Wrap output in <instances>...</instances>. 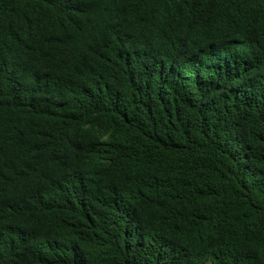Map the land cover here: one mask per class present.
I'll return each mask as SVG.
<instances>
[{"label": "trees", "instance_id": "trees-1", "mask_svg": "<svg viewBox=\"0 0 264 264\" xmlns=\"http://www.w3.org/2000/svg\"><path fill=\"white\" fill-rule=\"evenodd\" d=\"M0 264H264V0H0Z\"/></svg>", "mask_w": 264, "mask_h": 264}]
</instances>
